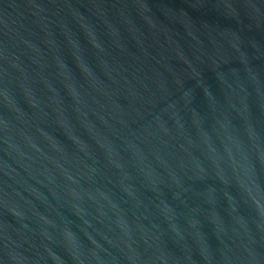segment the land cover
Segmentation results:
<instances>
[{
	"label": "water",
	"instance_id": "water-1",
	"mask_svg": "<svg viewBox=\"0 0 264 264\" xmlns=\"http://www.w3.org/2000/svg\"><path fill=\"white\" fill-rule=\"evenodd\" d=\"M0 264H264V0H0Z\"/></svg>",
	"mask_w": 264,
	"mask_h": 264
}]
</instances>
